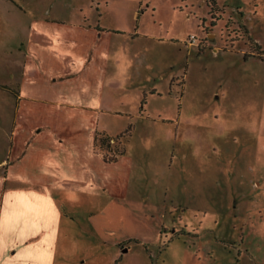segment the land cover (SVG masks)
<instances>
[{"label":"rangeland","instance_id":"1","mask_svg":"<svg viewBox=\"0 0 264 264\" xmlns=\"http://www.w3.org/2000/svg\"><path fill=\"white\" fill-rule=\"evenodd\" d=\"M211 1L0 0L3 138L16 105L12 76L22 69L17 52L35 14L78 19L84 8L93 21L139 34L112 38L119 55L104 92L112 111L99 121L116 136L133 124L121 140L126 162L101 171L107 194L102 186L72 195L78 228L109 193L148 202L157 215L128 224L143 238L159 235L166 204L152 260L139 248L132 264H264V0H214L213 9ZM4 147L1 139L0 156ZM96 257L108 264L106 252Z\"/></svg>","mask_w":264,"mask_h":264},{"label":"crops","instance_id":"2","mask_svg":"<svg viewBox=\"0 0 264 264\" xmlns=\"http://www.w3.org/2000/svg\"><path fill=\"white\" fill-rule=\"evenodd\" d=\"M80 12L78 19L51 16L50 10L35 14L17 52L21 63L14 59L22 69L12 76L17 93L10 132L0 137V264H96V254L104 252L108 264H132L129 255L139 248L152 260L161 239L166 204L160 206L159 235L143 238L128 224L141 227L143 216L154 217L156 210L128 192L109 193L87 215L86 226H76L72 195L102 186L107 194L110 183L101 171L120 169L127 159L126 153L116 162L104 160L95 150V133L116 136L99 128L101 112L112 111L104 100L108 65L119 55L112 38L139 35L93 21L84 8Z\"/></svg>","mask_w":264,"mask_h":264},{"label":"trees","instance_id":"3","mask_svg":"<svg viewBox=\"0 0 264 264\" xmlns=\"http://www.w3.org/2000/svg\"><path fill=\"white\" fill-rule=\"evenodd\" d=\"M212 2V3H211ZM212 9L215 8L214 0L211 1ZM6 87V86H4ZM146 103L145 98L142 101V106ZM133 128V124L130 123L127 129L118 134L116 137H112L106 131L97 130L95 133V150L100 154L104 160L108 162L118 161L126 152L125 147L121 145L122 139L130 135Z\"/></svg>","mask_w":264,"mask_h":264}]
</instances>
